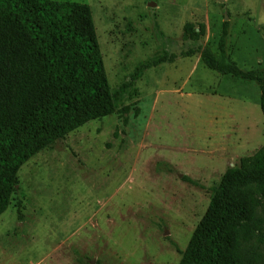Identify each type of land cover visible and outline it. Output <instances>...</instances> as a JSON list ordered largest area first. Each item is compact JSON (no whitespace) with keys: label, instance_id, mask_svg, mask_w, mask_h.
I'll return each instance as SVG.
<instances>
[{"label":"rangeland","instance_id":"rangeland-1","mask_svg":"<svg viewBox=\"0 0 264 264\" xmlns=\"http://www.w3.org/2000/svg\"><path fill=\"white\" fill-rule=\"evenodd\" d=\"M76 1L90 6L115 110L20 166L0 264H178L210 187L263 144L258 84L205 67L197 50L220 58L227 21L226 53L264 69V0ZM186 23L203 35L187 38Z\"/></svg>","mask_w":264,"mask_h":264},{"label":"trees","instance_id":"trees-1","mask_svg":"<svg viewBox=\"0 0 264 264\" xmlns=\"http://www.w3.org/2000/svg\"><path fill=\"white\" fill-rule=\"evenodd\" d=\"M227 26L225 21L217 42L220 58L203 47L197 50L199 59L216 73L255 81L264 118V69L245 70L231 59L225 51ZM183 31L197 40L204 25L186 23ZM175 58L171 53L156 63ZM153 64L138 66L130 82ZM114 110L89 4L0 0V214L10 203L24 162ZM210 191L178 264H264V132L263 144L227 167Z\"/></svg>","mask_w":264,"mask_h":264},{"label":"water","instance_id":"water-1","mask_svg":"<svg viewBox=\"0 0 264 264\" xmlns=\"http://www.w3.org/2000/svg\"><path fill=\"white\" fill-rule=\"evenodd\" d=\"M151 5H154V3H150ZM179 176H181V174H179Z\"/></svg>","mask_w":264,"mask_h":264}]
</instances>
